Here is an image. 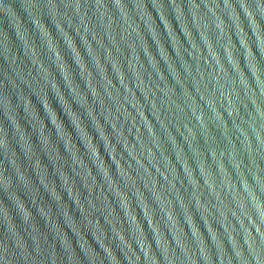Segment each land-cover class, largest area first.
I'll return each mask as SVG.
<instances>
[{
  "label": "water",
  "instance_id": "obj_1",
  "mask_svg": "<svg viewBox=\"0 0 264 264\" xmlns=\"http://www.w3.org/2000/svg\"><path fill=\"white\" fill-rule=\"evenodd\" d=\"M0 264H264V0H0Z\"/></svg>",
  "mask_w": 264,
  "mask_h": 264
}]
</instances>
